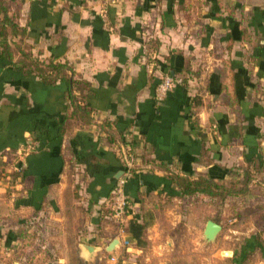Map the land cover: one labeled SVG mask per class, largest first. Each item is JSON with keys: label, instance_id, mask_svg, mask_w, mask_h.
Wrapping results in <instances>:
<instances>
[{"label": "crops", "instance_id": "1", "mask_svg": "<svg viewBox=\"0 0 264 264\" xmlns=\"http://www.w3.org/2000/svg\"><path fill=\"white\" fill-rule=\"evenodd\" d=\"M2 2L35 57L70 63L89 85L74 91L87 112L72 115L66 82L47 84L0 56L1 264L201 259V224L184 235L175 178L228 184L264 167V0ZM167 74L184 83L159 99ZM124 176L131 207L121 233L111 203ZM41 225L51 228L48 250L30 245ZM259 235L222 251L226 261L258 255L264 264ZM82 244L98 252L87 260Z\"/></svg>", "mask_w": 264, "mask_h": 264}, {"label": "rangeland", "instance_id": "2", "mask_svg": "<svg viewBox=\"0 0 264 264\" xmlns=\"http://www.w3.org/2000/svg\"><path fill=\"white\" fill-rule=\"evenodd\" d=\"M263 197L264 174L262 173L256 175L255 181L251 183V194L248 197L251 202L247 200L244 201L243 198L238 197L229 198L224 201H214L204 196L179 197L181 212L185 217L183 221L185 224L182 228L184 235L192 232L194 230L193 224L196 225L198 219V221H200L201 226L198 227L197 230L195 228V231H197V235L200 240L199 248L201 250V259L192 260L191 258H188L186 260H182L179 258L176 260H170L169 262H173L174 264H230V261H226V257L228 256H223L222 251L233 252L236 248H239L244 238L250 236L251 234H255L256 237L260 238L259 232L264 231ZM207 219L216 220V222L222 223L223 225V229L219 233L215 243L212 242L211 244H206L203 238L204 225ZM35 230H38L35 232L36 234H39V244L31 242L30 245L38 247L40 250H48L47 243L48 236L52 234L49 233L51 228L41 225L39 228L35 227ZM179 242L182 246L183 243H185V247L187 243L188 246L192 245L190 239L186 238L183 241L179 239ZM185 247L183 246V248ZM53 259H49L47 256H44V258L40 259L37 264H57ZM249 260V264H257L262 260V258L256 255L251 259H248L247 257L243 260L236 261H242L243 264H248ZM234 262L235 260L233 261V264H236ZM240 262L238 264H240ZM153 263L159 264V261L156 260V262Z\"/></svg>", "mask_w": 264, "mask_h": 264}, {"label": "trees", "instance_id": "3", "mask_svg": "<svg viewBox=\"0 0 264 264\" xmlns=\"http://www.w3.org/2000/svg\"><path fill=\"white\" fill-rule=\"evenodd\" d=\"M16 19V15L10 14L9 9L2 2L0 4V56L12 61L18 71L36 74L47 84H55L59 81L66 82L69 101L73 107L71 114L75 115L81 111L87 112L86 106L80 104V100H83L84 96L77 95L74 91L82 93L83 88L87 87L89 83L75 77L74 68L68 62H56L53 59L45 60L35 57L25 46L26 31L20 28ZM16 52H19L20 55L14 61ZM128 156H131L129 151ZM259 170L257 171L252 167L245 168L241 179L233 180L228 184L205 177L193 179L186 176H177L175 183L186 197L201 195L216 200H225L228 197H245L249 195L251 183L255 181L256 175L264 173V167ZM130 229L140 239L144 227L134 221L130 225Z\"/></svg>", "mask_w": 264, "mask_h": 264}, {"label": "built area", "instance_id": "4", "mask_svg": "<svg viewBox=\"0 0 264 264\" xmlns=\"http://www.w3.org/2000/svg\"><path fill=\"white\" fill-rule=\"evenodd\" d=\"M113 3H122L123 0H108ZM184 83V78L181 76H173L170 74H167L163 77L162 82L159 85L158 88V98L163 99L167 93L172 90L176 85L178 84H183ZM124 151V149H123ZM126 153V157H127ZM128 159V158H127ZM134 166V160L133 158H129L127 162V167L128 169L131 170V168ZM125 183H126V178L121 177L118 180L117 186L113 191L112 195V218L113 220L119 225L120 232H124V224L127 222L128 219V212L131 207L130 201L128 199L127 193L125 191ZM123 245H128L129 241L124 238L122 240ZM112 260H117V258L112 257Z\"/></svg>", "mask_w": 264, "mask_h": 264}, {"label": "water", "instance_id": "5", "mask_svg": "<svg viewBox=\"0 0 264 264\" xmlns=\"http://www.w3.org/2000/svg\"><path fill=\"white\" fill-rule=\"evenodd\" d=\"M223 225L214 220H208L203 231V237L207 243L215 242L219 233L222 231ZM121 245L120 238L114 239L107 247L108 252H113ZM82 256L89 260L98 252V247L90 244H82Z\"/></svg>", "mask_w": 264, "mask_h": 264}]
</instances>
